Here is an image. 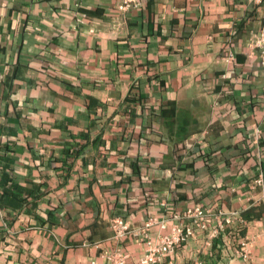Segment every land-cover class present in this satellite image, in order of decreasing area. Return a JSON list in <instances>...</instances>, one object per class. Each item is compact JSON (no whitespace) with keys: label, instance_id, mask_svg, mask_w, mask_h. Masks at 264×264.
<instances>
[{"label":"crops","instance_id":"crops-1","mask_svg":"<svg viewBox=\"0 0 264 264\" xmlns=\"http://www.w3.org/2000/svg\"><path fill=\"white\" fill-rule=\"evenodd\" d=\"M0 0V264H90L196 205L174 264H264V0Z\"/></svg>","mask_w":264,"mask_h":264},{"label":"built area","instance_id":"built-area-1","mask_svg":"<svg viewBox=\"0 0 264 264\" xmlns=\"http://www.w3.org/2000/svg\"><path fill=\"white\" fill-rule=\"evenodd\" d=\"M252 1L255 4L263 2V0ZM140 6L141 0H123L118 10L130 12L139 9ZM249 47L253 52L259 53L264 65V28L251 32ZM212 219L218 220L220 224L210 234L211 239L218 236V231L222 230L225 224L232 222L231 217L223 220L199 205L187 208L182 213L168 218L150 217L141 226H132L121 217L113 218L110 222L112 239L118 244L132 241L139 247L140 256L136 262H132L131 254L118 248L105 251L102 262L92 260L90 264H174L172 257L177 249L197 232L205 231Z\"/></svg>","mask_w":264,"mask_h":264}]
</instances>
